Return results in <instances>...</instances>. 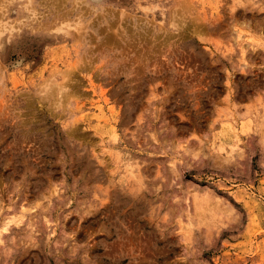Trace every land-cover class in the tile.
<instances>
[{
	"label": "rangeland",
	"instance_id": "obj_1",
	"mask_svg": "<svg viewBox=\"0 0 264 264\" xmlns=\"http://www.w3.org/2000/svg\"><path fill=\"white\" fill-rule=\"evenodd\" d=\"M0 30V264H264V0H0Z\"/></svg>",
	"mask_w": 264,
	"mask_h": 264
},
{
	"label": "bare ground",
	"instance_id": "obj_2",
	"mask_svg": "<svg viewBox=\"0 0 264 264\" xmlns=\"http://www.w3.org/2000/svg\"><path fill=\"white\" fill-rule=\"evenodd\" d=\"M8 32V31H7ZM2 33L3 31L0 30V45L2 46L3 44V39H2ZM4 37V36H3Z\"/></svg>",
	"mask_w": 264,
	"mask_h": 264
}]
</instances>
